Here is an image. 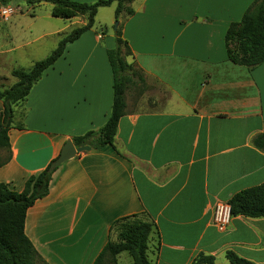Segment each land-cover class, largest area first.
<instances>
[{
    "label": "crops",
    "instance_id": "1",
    "mask_svg": "<svg viewBox=\"0 0 264 264\" xmlns=\"http://www.w3.org/2000/svg\"><path fill=\"white\" fill-rule=\"evenodd\" d=\"M253 2H132L133 14L118 24L131 51L126 61L143 85L125 92L113 143L118 154L106 147L62 163L47 195L26 211L24 233L41 264H95L112 240V224L135 215L156 227L147 249L151 264H191L201 253L214 264H229L227 251L264 264V218L233 217L224 231L212 224L216 203L264 182V153L252 145L264 133V63L251 70L237 66L224 45L228 26ZM106 8L115 11L114 4ZM66 21L85 24L82 17ZM5 24L0 39L13 43L16 29ZM97 26L68 44L25 101L12 106L10 158L0 166V183L10 190L21 192L67 140L105 124L113 98L106 52L115 46V29ZM15 27L23 28H9ZM16 117L21 124H14ZM122 254L117 264H133Z\"/></svg>",
    "mask_w": 264,
    "mask_h": 264
},
{
    "label": "trees",
    "instance_id": "2",
    "mask_svg": "<svg viewBox=\"0 0 264 264\" xmlns=\"http://www.w3.org/2000/svg\"><path fill=\"white\" fill-rule=\"evenodd\" d=\"M14 0H0V5ZM29 6L48 3L52 6L53 18L71 20L82 17L85 24L73 28L57 43L56 48L43 60L35 62L27 70H12L10 75L16 82L8 88H0V101L3 111L0 115V151L6 157L0 161L4 165L10 158V144L7 136L12 122V106L25 101L31 88L38 82L43 72L59 59L66 46L76 41L84 32L94 26L97 11L100 8L115 5L114 18L130 17L133 14L130 5L135 0H97L93 3H78L72 0H19ZM227 59L237 65L251 70L264 63V0H254L238 22L231 23L224 36ZM112 74V105L105 124L97 131L73 137L75 148L88 146L90 150L114 147V138L120 118L125 111V92L137 83L143 85V78L133 64L126 58L131 55L127 42L122 39L121 26L115 29V46L106 52ZM252 145L264 153V133L252 138ZM51 163L42 171L29 176L21 192L17 193L0 183V264H36L39 256L24 233L26 211L48 193L51 175ZM231 215L244 218H264V182L258 186L242 190L231 197L228 202ZM111 230L117 234L116 240H109L95 264L105 258L110 264H117L116 258L127 253L133 264H151L147 256L150 237L157 234L155 225L140 216H129L115 221ZM229 264H256L237 256L231 251L224 254ZM191 264H214L212 256L199 254Z\"/></svg>",
    "mask_w": 264,
    "mask_h": 264
},
{
    "label": "rangeland",
    "instance_id": "3",
    "mask_svg": "<svg viewBox=\"0 0 264 264\" xmlns=\"http://www.w3.org/2000/svg\"><path fill=\"white\" fill-rule=\"evenodd\" d=\"M6 6L12 8L13 14L7 22L0 21V23H7L5 25L10 32H15L16 29V35H11L15 38L13 43L7 40L4 43L2 39H0V88H8L15 83L16 80L9 72L11 68L23 71L29 70L31 65L35 62L41 61L47 57L56 48L59 40L75 28V25H70V21L53 18L50 15L52 6L48 3H43L38 7L31 8V6L23 1L14 0L7 3ZM98 21L106 22L108 33H112V28L116 29L118 26L116 25L118 21H115L113 10H108L107 8L98 12L97 18L95 19V28L98 27ZM19 25L23 26V28H9ZM65 26H67V29L61 35L36 39L42 33L53 32ZM0 36H2L1 33ZM25 41H28V43H23ZM132 96L133 93L130 95V100H132ZM20 114H22L21 111ZM19 118H22L21 115ZM20 119L16 117L13 121L14 124H21V122H19ZM5 157V151H0V161L4 160ZM116 237L117 234L113 231L112 241H115ZM122 255L124 257L122 259L130 260L127 253H123ZM36 264L41 263L37 261Z\"/></svg>",
    "mask_w": 264,
    "mask_h": 264
},
{
    "label": "built area",
    "instance_id": "4",
    "mask_svg": "<svg viewBox=\"0 0 264 264\" xmlns=\"http://www.w3.org/2000/svg\"><path fill=\"white\" fill-rule=\"evenodd\" d=\"M13 10L9 6H0V21L7 22L12 16ZM231 215L228 203H216L212 211V224L218 231H224L230 225Z\"/></svg>",
    "mask_w": 264,
    "mask_h": 264
},
{
    "label": "water",
    "instance_id": "5",
    "mask_svg": "<svg viewBox=\"0 0 264 264\" xmlns=\"http://www.w3.org/2000/svg\"><path fill=\"white\" fill-rule=\"evenodd\" d=\"M116 25H118V24L116 23ZM88 151H90V148L88 146L75 148L73 143L70 140H67L65 142V144L63 145L58 157L50 165L49 171H52L53 169H56L62 163L74 158L77 154H80V153H83V152H88Z\"/></svg>",
    "mask_w": 264,
    "mask_h": 264
}]
</instances>
